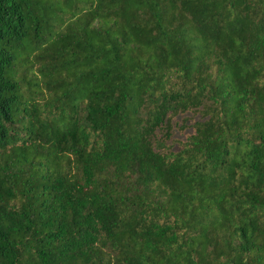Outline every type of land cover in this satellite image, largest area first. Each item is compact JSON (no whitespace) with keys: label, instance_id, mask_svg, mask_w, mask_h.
I'll use <instances>...</instances> for the list:
<instances>
[{"label":"trees","instance_id":"1","mask_svg":"<svg viewBox=\"0 0 264 264\" xmlns=\"http://www.w3.org/2000/svg\"><path fill=\"white\" fill-rule=\"evenodd\" d=\"M0 264H264V0H0Z\"/></svg>","mask_w":264,"mask_h":264}]
</instances>
